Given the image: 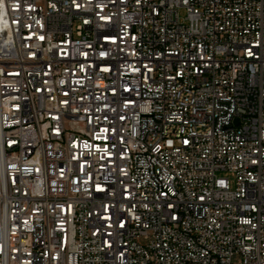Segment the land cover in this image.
<instances>
[{
  "label": "built area",
  "instance_id": "1",
  "mask_svg": "<svg viewBox=\"0 0 264 264\" xmlns=\"http://www.w3.org/2000/svg\"><path fill=\"white\" fill-rule=\"evenodd\" d=\"M0 264H264V0H0Z\"/></svg>",
  "mask_w": 264,
  "mask_h": 264
},
{
  "label": "rangeland",
  "instance_id": "2",
  "mask_svg": "<svg viewBox=\"0 0 264 264\" xmlns=\"http://www.w3.org/2000/svg\"><path fill=\"white\" fill-rule=\"evenodd\" d=\"M180 12H181L182 17H184L186 15V12L184 9H181Z\"/></svg>",
  "mask_w": 264,
  "mask_h": 264
}]
</instances>
